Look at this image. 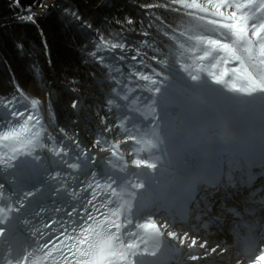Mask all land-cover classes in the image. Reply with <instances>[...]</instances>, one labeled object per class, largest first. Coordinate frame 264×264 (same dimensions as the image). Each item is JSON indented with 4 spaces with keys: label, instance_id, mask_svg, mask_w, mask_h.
<instances>
[{
    "label": "trees",
    "instance_id": "1",
    "mask_svg": "<svg viewBox=\"0 0 264 264\" xmlns=\"http://www.w3.org/2000/svg\"><path fill=\"white\" fill-rule=\"evenodd\" d=\"M14 1L0 0V103L36 101L52 136L82 132L100 146L150 114L141 102L159 107L158 89L143 76L163 79L167 66L179 68L177 32L205 17L204 0H55L33 24L16 16L43 0ZM101 37L125 48L97 51Z\"/></svg>",
    "mask_w": 264,
    "mask_h": 264
},
{
    "label": "rangeland",
    "instance_id": "2",
    "mask_svg": "<svg viewBox=\"0 0 264 264\" xmlns=\"http://www.w3.org/2000/svg\"><path fill=\"white\" fill-rule=\"evenodd\" d=\"M201 5L205 17L194 18L188 31L185 34L177 32L180 38H174L178 39L176 43L182 52L183 64L179 68L167 66L163 79L143 76L141 81L146 83L147 89H158L152 90V93L160 101H157V108L148 102H141L140 108L150 113L141 123L123 126L119 139L102 146L93 143L82 132L75 136L61 133L56 137L48 133L43 125L39 130L38 141L45 150L50 149L57 155L63 152L83 155L91 159V164L95 161L92 167L103 165L122 175L119 187L133 200L131 210L137 209L136 212L143 217L142 222L150 217V212L145 209L153 202L155 188L165 187L171 171L177 170L175 165L170 164L171 159L172 163H177L179 157L192 153L190 142L195 145L218 132L210 125L219 117L217 111L200 97L191 84L194 67L213 52L210 44L233 45L244 61L264 77V0H204ZM149 84L153 86L149 87ZM72 93L77 98L81 96L77 91ZM86 98L81 96L80 99L87 102ZM21 102L0 103V112L34 111L33 105L29 107ZM38 122L41 125V120ZM100 157L102 159L96 162ZM108 158H112L117 165L105 166ZM159 219L158 216V223H166L164 219ZM0 221V232L3 233L0 235V264H19L21 242L12 219L10 197L3 184L0 187ZM191 238L189 236V242Z\"/></svg>",
    "mask_w": 264,
    "mask_h": 264
},
{
    "label": "bare ground",
    "instance_id": "3",
    "mask_svg": "<svg viewBox=\"0 0 264 264\" xmlns=\"http://www.w3.org/2000/svg\"><path fill=\"white\" fill-rule=\"evenodd\" d=\"M43 1L38 9L28 11V13L42 11ZM55 2V0H48V4L46 8L43 9V12L33 15L34 23L23 19L24 17L22 14L16 16V18L24 22L36 24L38 19H42L50 13ZM210 46L213 52L206 59L202 60L201 64L194 67L191 76V84L194 88L203 93L209 106L220 113V120L222 123H218L217 118L212 120L210 124L218 131L216 134L211 135V138H219V135L224 134L228 129H230V131L233 130L232 126L234 125L248 124V128L257 132V135L252 134L250 136L246 133V136L242 138L243 140L239 145L241 148H244L252 139H254L255 142L257 136H261L262 132H264V120L255 121L259 117H264V109L261 108V105L264 103V77L263 75L260 76L259 73L255 72L252 67L246 64L243 57L239 53L237 55L230 44L211 43ZM216 78H219L222 83L217 82ZM12 114H14V112L10 111L4 116L3 113L0 112V120L12 118L15 119L17 123H20L19 125H22L23 130L19 136L21 138L19 139L23 142L25 141L23 144L26 147H34V149L39 152L40 159L45 162H51L50 166L54 172L51 177L56 181L59 190L71 191L77 189L82 196L87 197L90 188L96 190V188L101 186L104 195L109 198L108 208L111 210V213L109 215L110 224L108 227L111 235L102 232L100 227H97L96 230L93 231L88 240L92 248V256L94 258L93 264H125V262L120 259V252L122 249L128 248V243L133 241V235L139 230L138 225L144 222L137 224L133 223L132 228L128 229L126 232L124 231L122 234L121 230L124 226L122 225L120 212L123 211L125 215L129 209L131 211L133 200H131L128 195L124 194L120 187L121 194L118 193V189L112 188L111 185L117 184L113 169L107 167V171L110 173L105 174L106 168L101 165L100 168L92 171V164H94L95 161L91 164V159L89 157L76 155L74 153L66 154L63 152L59 155L54 154L52 156H47V152L44 151V146L40 145L38 141L40 139L39 135H41L39 131L40 127L43 125L42 127L46 130L43 121L41 120V125L38 122L40 116L36 112H17L14 116H11ZM197 147L198 146L190 142L192 153L186 155L184 158L179 157L177 163H172L171 159L170 164L175 165L177 170L173 169L171 171V175L165 185L167 186V184H169V187L155 188L153 194L154 201L150 205L151 208H155V203L158 204L166 200V196L171 190L172 185H174L175 180L177 178L179 179L186 169H192L195 166ZM258 154H260V152L254 154L253 160H256ZM219 157L223 160L230 159L229 154L220 155ZM101 159L102 157L96 160V162ZM113 163L115 166L117 165L115 161L113 162L112 158H108L105 161L107 166ZM196 170L197 168L194 169L195 173ZM176 173L177 178H173V175ZM52 185L55 186V184ZM231 191L232 188H230L229 193H231ZM238 192L240 193V191H237V194H239ZM201 197H203V194L198 196V198ZM224 197L230 199L227 195H224ZM134 211H137V209ZM152 211L151 209V212ZM174 230V227L169 225L168 228L163 229V236L170 241H175L168 235L169 232H174ZM104 235L106 236L105 240L103 238ZM139 235L142 236V232ZM21 236L25 239L23 233H21ZM141 241L142 240H139L138 243ZM203 244H206V241H203ZM196 245V247H199V250L208 251V245H206V247H201V244ZM212 249L214 250L217 248L213 247ZM215 252H217V255H213L214 259L223 256L221 250L217 249ZM23 257H25V254ZM209 257V253L207 255H200V261L202 259L209 260ZM152 258L153 256L150 254L130 257V259L133 260V264L148 262ZM225 259H227V257ZM197 260L198 259H193L191 257L189 262H195Z\"/></svg>",
    "mask_w": 264,
    "mask_h": 264
},
{
    "label": "snow or ice",
    "instance_id": "4",
    "mask_svg": "<svg viewBox=\"0 0 264 264\" xmlns=\"http://www.w3.org/2000/svg\"><path fill=\"white\" fill-rule=\"evenodd\" d=\"M15 2L17 4H19V0H15ZM30 11V9H29ZM73 15H75V13H73ZM23 19L28 20V21H32L33 23L35 22L33 19L32 15H28L27 17H24ZM128 23H132L131 20H128ZM110 42L109 41H105L103 37L100 38V44L97 45V51H100L102 49H115L117 47L120 48H125V45L123 43H111L110 47H109ZM92 56L96 57L97 56V52H92L91 53ZM145 79H147V77H145ZM195 79V77H194ZM217 82H221V80H219V78H216ZM5 103H8V101H5ZM37 103L36 101H33V104ZM16 133L12 132L9 133L8 135H6L4 137V139H9L10 137H15ZM2 222V221H0ZM169 225L167 223H158L156 219H152L149 218L146 220V222L141 223L138 225V228L141 232L143 233H147V235H143V237L145 238V243H147L149 240L157 242L155 243V246L150 250H145L144 253H141L137 250L138 245H129L127 249H122L120 252V259L122 261L125 262V264H133V260L130 259V257H135L137 255H143V254H150L152 256H155L159 250V242H160V238L164 235L163 229L168 228ZM3 233L0 232V235H2ZM168 235L171 237V239L173 240H179L180 244H186L188 245L189 248H194L196 246L197 240L195 237L191 238L190 242H189V237L187 235H183V236H178L177 233L175 232H169ZM201 247H206V244H201ZM173 251H177V249H173ZM201 254H195L192 256L193 259H199ZM256 261H259L260 264H264V254L258 255L257 257H255Z\"/></svg>",
    "mask_w": 264,
    "mask_h": 264
},
{
    "label": "built area",
    "instance_id": "5",
    "mask_svg": "<svg viewBox=\"0 0 264 264\" xmlns=\"http://www.w3.org/2000/svg\"><path fill=\"white\" fill-rule=\"evenodd\" d=\"M12 4L16 5V2H12ZM48 4V0H44L43 1V6H42V11H36V13H28V11H21V14L23 17H27L28 15H37V14H41L43 12V9L46 8V5ZM19 8V7H18Z\"/></svg>",
    "mask_w": 264,
    "mask_h": 264
}]
</instances>
